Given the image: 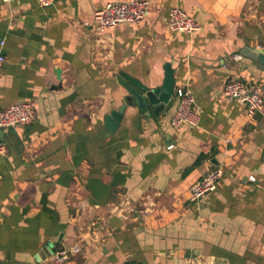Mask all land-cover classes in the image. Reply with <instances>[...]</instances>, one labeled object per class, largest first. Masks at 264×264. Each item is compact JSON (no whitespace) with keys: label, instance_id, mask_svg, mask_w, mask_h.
<instances>
[{"label":"crops","instance_id":"0c3cea01","mask_svg":"<svg viewBox=\"0 0 264 264\" xmlns=\"http://www.w3.org/2000/svg\"><path fill=\"white\" fill-rule=\"evenodd\" d=\"M111 1L0 0V108L35 102L0 136V264H264V108L223 95L233 79L264 86V63L242 54L264 52V0H148L142 22L100 31ZM174 6L202 28L172 31ZM166 64L171 102L128 103L108 129L132 95L123 73L155 87ZM184 88L199 122L175 127ZM216 167L217 188L192 200ZM58 242L80 249L56 262Z\"/></svg>","mask_w":264,"mask_h":264},{"label":"built area","instance_id":"2783aa9c","mask_svg":"<svg viewBox=\"0 0 264 264\" xmlns=\"http://www.w3.org/2000/svg\"><path fill=\"white\" fill-rule=\"evenodd\" d=\"M11 2L12 0H3ZM42 6H49L53 0H39ZM151 3L148 0H117L107 2L103 7L94 12V24L100 31H105L116 27L121 23H140L148 13ZM168 27L172 31L186 32L189 34L199 31L202 26L199 21L191 17L184 8L174 6L169 10ZM1 45L4 44L2 40ZM238 58V56H236ZM6 58L0 51V66ZM179 102L172 117V125L177 127L183 124L197 125L199 114L194 108L195 96L191 88L179 89L177 91ZM223 95L227 100L238 101L247 106L250 117H254L264 108V86L257 83H248L241 79H233L227 82L223 88ZM34 101H22L0 108V129H6L30 122L34 116ZM175 145H168L172 149ZM5 152V146L0 143V154ZM223 176L220 167L212 169L205 177L193 185L190 192L192 200H198L211 191H214L219 180ZM255 180L253 176L250 177ZM80 247L73 245L64 249H55L52 258L56 262H61L70 253L78 252ZM123 264H134L125 262Z\"/></svg>","mask_w":264,"mask_h":264},{"label":"water","instance_id":"95a60500","mask_svg":"<svg viewBox=\"0 0 264 264\" xmlns=\"http://www.w3.org/2000/svg\"><path fill=\"white\" fill-rule=\"evenodd\" d=\"M242 54L264 63V52L259 49L245 47L242 49ZM54 72L57 74L58 79L61 80V69L58 68ZM123 75L128 80L126 87L132 95L127 97V102L119 109L112 110L106 115V127L113 131L117 129L128 103H136L141 110H145L150 105H153L155 106V113L159 114L165 105L171 102L175 94L176 79L174 77V70L170 64L165 65V78L163 83L155 87H150L127 73H123ZM61 85L62 84L59 83V85H54L53 88L60 87ZM149 115H151V112H149ZM3 134L4 129H0V136L2 137ZM55 249H64V246L62 243L58 242L55 245Z\"/></svg>","mask_w":264,"mask_h":264}]
</instances>
